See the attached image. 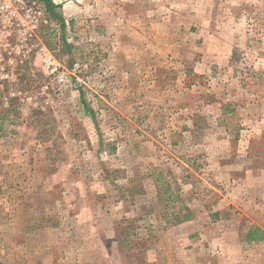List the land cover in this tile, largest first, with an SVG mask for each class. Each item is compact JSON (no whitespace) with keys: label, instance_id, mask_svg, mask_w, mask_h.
Masks as SVG:
<instances>
[{"label":"rangeland","instance_id":"374dc122","mask_svg":"<svg viewBox=\"0 0 264 264\" xmlns=\"http://www.w3.org/2000/svg\"><path fill=\"white\" fill-rule=\"evenodd\" d=\"M52 1L0 63V264H185L182 220L264 264V0Z\"/></svg>","mask_w":264,"mask_h":264},{"label":"built area","instance_id":"2783aa9c","mask_svg":"<svg viewBox=\"0 0 264 264\" xmlns=\"http://www.w3.org/2000/svg\"><path fill=\"white\" fill-rule=\"evenodd\" d=\"M49 23L40 0H0V63L3 53L11 54L15 46L27 47L39 29Z\"/></svg>","mask_w":264,"mask_h":264},{"label":"crops","instance_id":"0c3cea01","mask_svg":"<svg viewBox=\"0 0 264 264\" xmlns=\"http://www.w3.org/2000/svg\"><path fill=\"white\" fill-rule=\"evenodd\" d=\"M243 39V36H239L238 39ZM202 134V133H201ZM195 144L196 141H193ZM199 225V224H198ZM169 243L170 248L177 252L178 256H183L185 259V264H204L202 263V236H204L209 241H217L218 244L222 247L224 245L233 246L237 245V241L226 242L223 240V233L214 232L210 233L208 228L196 226L195 221L186 220L178 223V225L169 227ZM172 234V236H171ZM245 242L246 243H255L264 241V226L262 225H251L245 230ZM175 255V254H174ZM230 260L225 257L223 259L225 264H238L236 259L233 260V257H229ZM206 264H216L214 261L207 259Z\"/></svg>","mask_w":264,"mask_h":264},{"label":"trees","instance_id":"16d2710c","mask_svg":"<svg viewBox=\"0 0 264 264\" xmlns=\"http://www.w3.org/2000/svg\"><path fill=\"white\" fill-rule=\"evenodd\" d=\"M42 1L45 6H46V9L47 11L54 17L56 18L58 21L62 22V17L56 12L55 10V4L53 3L52 0H40ZM63 23V22H62ZM183 221V220H182ZM180 221V222H182Z\"/></svg>","mask_w":264,"mask_h":264}]
</instances>
